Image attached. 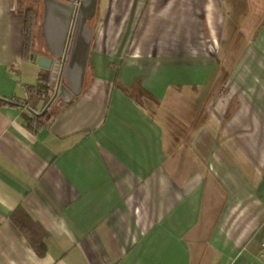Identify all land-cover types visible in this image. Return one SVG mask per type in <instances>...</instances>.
Returning a JSON list of instances; mask_svg holds the SVG:
<instances>
[{
    "label": "crops",
    "instance_id": "1",
    "mask_svg": "<svg viewBox=\"0 0 264 264\" xmlns=\"http://www.w3.org/2000/svg\"><path fill=\"white\" fill-rule=\"evenodd\" d=\"M23 24L0 0V264H264V0H98L36 131Z\"/></svg>",
    "mask_w": 264,
    "mask_h": 264
},
{
    "label": "water",
    "instance_id": "2",
    "mask_svg": "<svg viewBox=\"0 0 264 264\" xmlns=\"http://www.w3.org/2000/svg\"><path fill=\"white\" fill-rule=\"evenodd\" d=\"M32 1L37 4V22L30 58L57 75L60 58L66 57L58 74L61 86L40 113L44 114L56 98L68 102L83 92L93 36L90 21L98 0ZM0 101L11 102L2 97Z\"/></svg>",
    "mask_w": 264,
    "mask_h": 264
},
{
    "label": "trees",
    "instance_id": "3",
    "mask_svg": "<svg viewBox=\"0 0 264 264\" xmlns=\"http://www.w3.org/2000/svg\"><path fill=\"white\" fill-rule=\"evenodd\" d=\"M23 52L24 56L27 58L30 53L31 46L34 39V27L36 20V11L32 7H27L23 10ZM50 74L44 73L41 74L34 85H28L27 90L30 96H34L36 98H44L43 94L48 92V84H49ZM45 99V98H44ZM25 119L28 121V128L36 131L38 128L47 124V121L51 118V115L48 111L44 114H36L33 113L32 116L24 114Z\"/></svg>",
    "mask_w": 264,
    "mask_h": 264
},
{
    "label": "built area",
    "instance_id": "4",
    "mask_svg": "<svg viewBox=\"0 0 264 264\" xmlns=\"http://www.w3.org/2000/svg\"><path fill=\"white\" fill-rule=\"evenodd\" d=\"M65 60H66L65 55H62L61 58H60V67L58 69L59 73L61 71L62 65L65 63ZM59 73H57V75H50L49 84H48V87H49L48 92L43 94V97L45 99L52 97L54 92L58 88H60L61 83L60 84L58 83V78H59L58 74ZM261 256L264 259V242H263L262 248H261Z\"/></svg>",
    "mask_w": 264,
    "mask_h": 264
},
{
    "label": "rangeland",
    "instance_id": "5",
    "mask_svg": "<svg viewBox=\"0 0 264 264\" xmlns=\"http://www.w3.org/2000/svg\"><path fill=\"white\" fill-rule=\"evenodd\" d=\"M29 6L32 7L34 10L37 9V4L33 3L31 0H17V8L21 9L22 11ZM229 84H231V83H229ZM227 90L228 89H226L225 92L223 91V93L220 94L221 97L225 98L227 96V94H228ZM48 99L49 98H47V101H48Z\"/></svg>",
    "mask_w": 264,
    "mask_h": 264
},
{
    "label": "flooded vegetation",
    "instance_id": "6",
    "mask_svg": "<svg viewBox=\"0 0 264 264\" xmlns=\"http://www.w3.org/2000/svg\"><path fill=\"white\" fill-rule=\"evenodd\" d=\"M51 98H52V97H50V98L48 99V102L51 100ZM56 99H57V98H56ZM56 99H55V100H56ZM48 102H47V103H48Z\"/></svg>",
    "mask_w": 264,
    "mask_h": 264
}]
</instances>
